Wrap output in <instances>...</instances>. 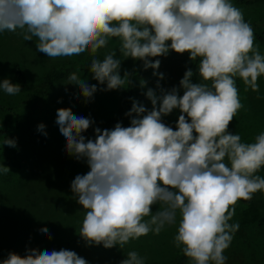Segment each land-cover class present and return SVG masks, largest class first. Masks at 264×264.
Here are the masks:
<instances>
[{
    "label": "clouds",
    "instance_id": "obj_1",
    "mask_svg": "<svg viewBox=\"0 0 264 264\" xmlns=\"http://www.w3.org/2000/svg\"><path fill=\"white\" fill-rule=\"evenodd\" d=\"M17 30L25 41L36 37L37 51L49 58L90 52L92 78L106 87L89 84L75 72L67 83L80 90L85 103L98 90L132 84V73L125 70L121 76L122 59L115 50L102 60L97 57L112 38L119 39L124 59L142 61L145 70L152 68L159 77L156 89L143 93L151 101L150 110L130 98L132 106L125 113L130 125L95 127L94 139L83 135L94 119L77 116L71 108L57 109L66 152L86 159L90 168L71 182L77 202L86 210L79 235L87 245L123 249L131 240L150 232L159 235L166 225L177 224L175 245L183 246L191 264H226L224 252L240 227L230 223L237 202L264 192V177L257 174L264 167V131L251 143L229 131L244 107L236 79L243 81L245 91L259 92L258 79L264 76V54L243 11L232 0H0V33ZM170 50L189 53L191 61L199 58L204 82H193V69L187 68L179 87L163 88L164 74L155 71L161 60L152 58L166 57ZM146 84L140 81L141 88ZM0 89L16 95L21 86L5 78ZM174 109L180 111L175 130L163 122ZM44 129L40 123L38 130ZM3 145L15 147L16 141L8 137ZM10 171L0 165V174ZM40 231L52 239L49 229ZM145 261L133 250L120 264ZM0 264L88 261L69 249L28 248L25 255L9 252Z\"/></svg>",
    "mask_w": 264,
    "mask_h": 264
},
{
    "label": "rangeland",
    "instance_id": "obj_2",
    "mask_svg": "<svg viewBox=\"0 0 264 264\" xmlns=\"http://www.w3.org/2000/svg\"><path fill=\"white\" fill-rule=\"evenodd\" d=\"M232 3L243 11L246 21L255 23L264 20V0L249 5H239L235 0H232ZM255 36V43L264 54V40L260 41L256 34ZM37 43L36 37H33L31 41H25L20 30L15 33L7 31L0 33V81L7 78L12 83L19 84L12 70L16 62L24 66L30 81L35 83L39 82L53 65L91 56L90 52L86 51L80 56L71 58H49L37 51ZM119 43L118 38H112L108 47L100 49L97 54L105 55L108 51L115 50L117 58L122 59V67H140L142 61L123 58L118 51ZM155 59L161 60L159 69L155 71L164 74L160 84L165 89L179 87V81L186 69L199 65V58L191 61L189 53L178 54L173 50H170L166 57L161 56ZM153 71L152 69L137 80L139 86L141 80L147 81L142 88L145 92L149 87L156 89V81L159 77L154 76ZM73 72L81 79L87 80L89 84H97L98 88L106 87V85H99L98 81L92 78L93 74L90 71L73 69L66 78L56 82L49 94L41 96L34 111L33 125L37 129L40 123L45 125V129L40 131L45 136V144L35 143L27 134H19L15 137V147L20 150L22 166L9 167L11 180L5 181L0 178V259L6 258L9 252L25 255L28 248L42 251L48 242H62L73 238L82 227L86 210L77 202L78 197L71 190V182L76 175L86 174L90 168L86 159L77 160L66 152V142L56 123L57 109L71 108L73 114L77 116H90L94 119L93 127L83 133L86 138L94 139V128H102L108 117L117 114L124 88L110 91L98 90L94 98L85 103L80 90L73 84H67L68 76ZM123 73H120L121 76ZM200 82H204L201 77ZM258 83L259 92H254L250 88L245 91L246 86L243 81L236 79L240 100L244 107L230 122L229 131L239 133L242 142L245 143L254 142L255 136L264 131V76L258 79ZM157 94L159 95L158 89ZM0 97L5 104L15 106L27 99L28 94L21 90L16 95H8L0 89ZM137 101L149 110L152 107L147 97L139 98ZM179 115V109H174L171 114L163 117V122L171 126ZM15 117L14 113L0 110V125L5 120ZM1 142L0 140V146ZM159 207L158 204L154 205L153 212ZM235 208V215L230 223H239V209L237 206ZM179 218V212H177V222ZM239 225V230L235 233L230 247L224 252V255L228 257L226 264H264V225L240 223ZM42 228L49 229L52 239L41 234ZM176 233L177 224L166 225L159 235L150 232L147 236L131 240L123 249L119 245L105 248L101 244L95 248L86 249L78 255L85 258L88 264H120V261L126 258L128 251L135 250L146 258L145 263L167 261L174 257L179 249L174 242ZM187 264H191L190 259Z\"/></svg>",
    "mask_w": 264,
    "mask_h": 264
},
{
    "label": "trees",
    "instance_id": "obj_3",
    "mask_svg": "<svg viewBox=\"0 0 264 264\" xmlns=\"http://www.w3.org/2000/svg\"><path fill=\"white\" fill-rule=\"evenodd\" d=\"M239 5H249L262 0H235ZM255 34L260 41L264 40V20L259 22L251 23ZM99 59H103V54H97ZM93 56H87L83 59H76L73 61H68L66 63L56 64L49 68L39 82H31L27 71L20 62L14 63L12 70L16 75L21 90L28 94V98L20 102L18 105L10 106L5 104L3 99L0 97V110L14 113L15 118H10L5 120L0 125V165L5 164L8 167L20 168L22 166V158L20 150L17 147H10L3 145V140L8 137L15 139L17 135L27 134L31 140L38 144H45V136L33 125L32 119L34 111L37 108L39 100L42 95L49 94L56 82L67 77L68 73L75 68H78L80 71L87 72L89 71V64ZM153 60L155 58H152ZM193 69V82L200 83V76L198 73V66L194 65ZM127 70L132 73L131 80L132 84L130 86L125 85L126 88L122 90L117 114L114 116L108 117L101 129L108 128L112 129L117 122H121L123 126L127 127L130 125V118L125 116V113L132 106V99L135 100L139 98L146 97L143 93L145 92L138 84L137 80L143 75L149 73L152 68L145 70L142 65L138 68H133L130 66L121 67V73ZM210 84V81L208 82ZM179 95H183V89L179 90ZM134 115V114H133ZM178 120V119H177ZM176 120V121H177ZM176 121L170 126L174 130L176 128ZM258 175L264 177V167L257 173ZM0 178L5 181L11 180V173L0 174ZM256 195V196H255ZM250 201L240 200L237 202L236 206L239 209V223L242 225L247 224H258L264 225V192H257ZM99 245H87L85 240L79 235V232L71 239L56 242H48L44 250L49 252L52 250L59 251L61 248L69 249L75 251L77 254L86 250L95 248ZM181 246L174 257L167 261H151L145 264H187L189 258L186 257L181 248ZM43 251V250H42ZM1 255V254H0Z\"/></svg>",
    "mask_w": 264,
    "mask_h": 264
}]
</instances>
